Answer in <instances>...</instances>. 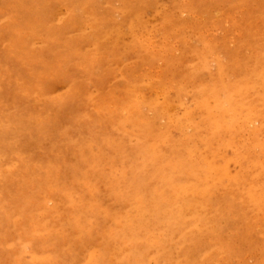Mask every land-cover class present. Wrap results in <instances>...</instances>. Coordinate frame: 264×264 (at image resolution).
Returning a JSON list of instances; mask_svg holds the SVG:
<instances>
[{
    "label": "rangeland",
    "instance_id": "374dc122",
    "mask_svg": "<svg viewBox=\"0 0 264 264\" xmlns=\"http://www.w3.org/2000/svg\"><path fill=\"white\" fill-rule=\"evenodd\" d=\"M0 264H264V0H0Z\"/></svg>",
    "mask_w": 264,
    "mask_h": 264
}]
</instances>
